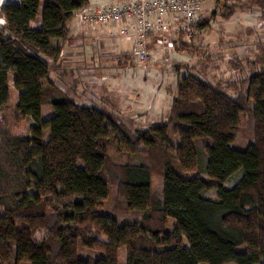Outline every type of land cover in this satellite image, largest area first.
<instances>
[{"label": "trees", "instance_id": "16d2710c", "mask_svg": "<svg viewBox=\"0 0 264 264\" xmlns=\"http://www.w3.org/2000/svg\"><path fill=\"white\" fill-rule=\"evenodd\" d=\"M219 1L226 18L242 5ZM249 1L264 9V0ZM86 5L0 6V109L10 73L19 90V116L0 117V264H118L121 247L124 264H264V45L243 89L231 95L201 74L182 75L163 115L135 127L76 102L51 76L68 21ZM42 104L53 110L45 118ZM243 114L251 138L234 148ZM19 117L33 121L28 133L15 130ZM211 187L215 197L204 194ZM78 245L102 254L78 256Z\"/></svg>", "mask_w": 264, "mask_h": 264}, {"label": "rangeland", "instance_id": "374dc122", "mask_svg": "<svg viewBox=\"0 0 264 264\" xmlns=\"http://www.w3.org/2000/svg\"><path fill=\"white\" fill-rule=\"evenodd\" d=\"M14 1L0 0V6L3 3ZM228 1L234 3L235 0ZM207 2V7L203 4L204 2L202 3V14H200V17L203 15L202 17L206 20L193 39L190 42H184L187 45L179 42L173 44L172 47L153 46L148 51L147 60L144 62L139 60L138 54L134 53L135 49L132 48L133 56H129L128 53L130 64L124 71L128 79L125 78L124 83L119 84L118 81H115L112 85L105 83L103 79H101L104 81L103 83L90 80L77 85L75 83L67 84L64 91L76 102L93 104L117 116L130 118L135 127H145L149 122L163 115L175 94L176 82L182 75L201 74L204 78L219 84L224 91L231 95L241 87L243 89L242 78L246 76L247 72L259 67L256 57L261 52V46L264 45V9L252 5L249 0L243 3H240L241 0H236L242 5L235 6L234 13L225 19L226 17L222 14L221 1L207 0ZM1 23L2 18L0 17ZM200 32L203 35L198 37ZM169 36L172 37V35ZM117 68L121 69L119 66L115 67L114 64L109 63L105 66V71L108 73L114 69L115 75H120ZM98 69L101 68L94 69V76H96L95 70L98 71ZM131 72L132 75H130ZM84 73H90L92 76L91 70ZM131 76H135V78L132 79ZM12 78L13 74L10 73L7 81L8 102L0 109V117L4 116L9 122L13 120V117L19 116V111L14 109L19 90L13 86ZM234 84L239 86L237 90L233 88ZM70 89L71 92H69ZM52 112L53 110L48 104L41 105L42 118L49 116ZM32 124L31 119L19 117L15 130L28 133V128ZM250 138L251 121L243 114L236 137L231 145L234 148H244ZM110 152L115 160L121 158L113 149ZM239 177L240 170L232 173L223 181L222 185H233ZM152 186L154 189H159V176H153ZM28 191H33V188H29ZM204 194L208 197H215L216 187L207 189ZM113 195V191H111L106 202L107 209L114 206ZM122 214L120 213L119 216ZM170 226L171 220L166 226L167 229H170ZM101 254V252L90 248L77 246L78 256L96 258ZM118 264H124V247L119 250Z\"/></svg>", "mask_w": 264, "mask_h": 264}, {"label": "built area", "instance_id": "2783aa9c", "mask_svg": "<svg viewBox=\"0 0 264 264\" xmlns=\"http://www.w3.org/2000/svg\"><path fill=\"white\" fill-rule=\"evenodd\" d=\"M202 3L203 0H125L88 4L77 9L74 16L84 33L93 23L114 25L118 36L133 40L134 53L144 62L149 51L146 38L151 31L157 33V47H172L193 39L199 32Z\"/></svg>", "mask_w": 264, "mask_h": 264}, {"label": "crops", "instance_id": "0c3cea01", "mask_svg": "<svg viewBox=\"0 0 264 264\" xmlns=\"http://www.w3.org/2000/svg\"><path fill=\"white\" fill-rule=\"evenodd\" d=\"M122 1L125 0H88V4L94 6L110 2L120 3ZM203 2L207 7V0H203ZM200 14L202 13L200 12ZM68 27L69 37L63 41L61 53H59V59L61 60L59 69L51 72V76L61 90L64 91L67 84L72 85L75 83L77 85L90 80L103 83L104 81L101 80L103 79L105 83H111L112 85L115 81H118L119 84L125 82L124 79L127 76L124 71L130 64L128 62V53L129 56H133L132 48L134 49V42L132 39L118 36L115 26L106 23H93L88 27L87 32L84 33L80 29L79 21L74 15L69 19ZM156 34L155 31H151L146 38V46L149 50L153 46L157 47L155 45ZM201 35H203L202 32H200L198 37ZM109 63L121 68H117L120 71V75H115L114 69L106 73L105 66ZM95 68H101L98 71L95 70L96 76H94ZM89 70L92 71V76L90 73H84L85 71L89 72ZM132 74L131 72L130 75ZM131 78L133 79L135 76H131Z\"/></svg>", "mask_w": 264, "mask_h": 264}]
</instances>
